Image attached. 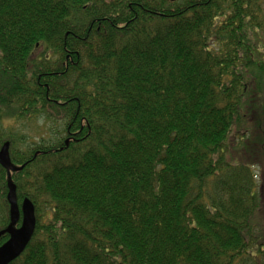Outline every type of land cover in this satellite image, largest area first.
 Segmentation results:
<instances>
[{
  "label": "trees",
  "instance_id": "16d2710c",
  "mask_svg": "<svg viewBox=\"0 0 264 264\" xmlns=\"http://www.w3.org/2000/svg\"><path fill=\"white\" fill-rule=\"evenodd\" d=\"M5 143L37 218L10 264H264V0H0Z\"/></svg>",
  "mask_w": 264,
  "mask_h": 264
},
{
  "label": "water",
  "instance_id": "95a60500",
  "mask_svg": "<svg viewBox=\"0 0 264 264\" xmlns=\"http://www.w3.org/2000/svg\"><path fill=\"white\" fill-rule=\"evenodd\" d=\"M0 163L8 171V201L10 204V224L5 230L0 231V236L7 232L9 238L0 246V264H10L25 251L31 242L37 224L35 205L30 198H25L19 207L16 186L10 178L14 165L9 155V143H5L0 150ZM20 225L17 226L18 222Z\"/></svg>",
  "mask_w": 264,
  "mask_h": 264
},
{
  "label": "rangeland",
  "instance_id": "374dc122",
  "mask_svg": "<svg viewBox=\"0 0 264 264\" xmlns=\"http://www.w3.org/2000/svg\"><path fill=\"white\" fill-rule=\"evenodd\" d=\"M4 126L7 127L8 129H13L15 132L18 133L19 136L24 137L22 140V143L24 142L30 143L32 141H38L41 138L49 137L50 135L49 132L53 126V123L49 122L48 120H45V118L43 117H38L35 119H30V120H24V119H19L17 117L10 116V117L4 118ZM245 153L250 154L249 147L246 148ZM246 154L245 156H242V158L252 166L254 173L257 174L258 180L260 181L261 175L264 173V167L261 161L259 160L261 156L256 157V155L251 154L252 157H250ZM44 211H46L45 208H44Z\"/></svg>",
  "mask_w": 264,
  "mask_h": 264
}]
</instances>
